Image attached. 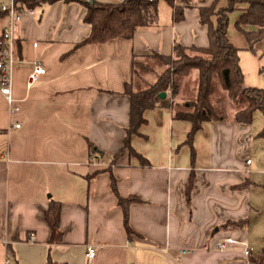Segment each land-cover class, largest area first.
I'll return each mask as SVG.
<instances>
[{"label":"crops","instance_id":"obj_1","mask_svg":"<svg viewBox=\"0 0 264 264\" xmlns=\"http://www.w3.org/2000/svg\"><path fill=\"white\" fill-rule=\"evenodd\" d=\"M213 1L191 0L178 22L161 3L156 27L102 43L79 44L90 31L79 3L36 6L16 25L11 91L19 112L10 116L0 95V264H43L47 257L59 264H264V223L249 228L252 215L264 214L260 113L250 124L204 122L187 144L191 124L157 106L144 112L130 140L146 163L127 151L113 160L128 126L123 83L133 56H168L177 43L205 47L198 8ZM227 2L217 0L216 8ZM244 9L237 4L228 15L227 38L238 49L244 86L264 88V38L250 49L235 27ZM6 24L0 14V35ZM36 60L43 73L26 89ZM110 177L120 197L138 199L128 207L131 236ZM50 200L60 204L58 243L49 242L44 221ZM226 236L246 242L252 258L237 245L217 251ZM88 246L95 249L92 259L85 256Z\"/></svg>","mask_w":264,"mask_h":264},{"label":"trees","instance_id":"obj_2","mask_svg":"<svg viewBox=\"0 0 264 264\" xmlns=\"http://www.w3.org/2000/svg\"><path fill=\"white\" fill-rule=\"evenodd\" d=\"M79 3L84 9L83 22L90 26L88 36L79 44L102 43L116 37L129 38L140 28L158 25V0H123L103 3L96 0H16L25 8L42 4ZM172 9V18L178 22L183 18V9L192 6L191 0H163ZM214 0L210 5L198 8L199 22L207 28V45L183 46L175 44L168 56L152 53L146 57L133 56L130 79L123 83V92L129 99L128 126L124 130L121 147L113 156L118 159L124 152L146 163L131 147L130 140L138 134L144 124V112L157 106L169 108L173 119L191 124L186 136L190 144L194 134L208 121H225L250 124L256 112L263 117V126L256 134L264 137V88L246 87L238 63V49L227 38L228 15L237 4L245 9L235 27L243 33L250 49L264 38V0H228L227 5L216 8ZM212 18H215L213 21ZM256 26L255 31H245L243 26ZM160 69L159 73H155ZM155 75L149 81L147 76ZM165 98H159L160 93ZM233 107L232 116L226 113V105ZM192 186L188 181L185 193ZM110 187L123 213V225L128 236L134 232L128 226V207L137 202L134 196L122 198L116 191L115 181L110 177ZM60 204L50 200L44 212L50 236V243L61 241L59 228ZM233 224V223H228ZM241 225L242 222L235 223ZM12 264H17L14 260ZM43 264H59L47 257Z\"/></svg>","mask_w":264,"mask_h":264},{"label":"built area","instance_id":"obj_3","mask_svg":"<svg viewBox=\"0 0 264 264\" xmlns=\"http://www.w3.org/2000/svg\"><path fill=\"white\" fill-rule=\"evenodd\" d=\"M123 0H120V2ZM151 1V0H150ZM0 14L7 19V24L2 28L0 35V95L4 98L10 116H14L19 112V107L15 104L12 97L11 84L13 66L17 61L16 57V33L15 27L24 16H33V9L25 8L18 4L16 0L0 1ZM35 47L36 43H32ZM43 73V67L40 61H34L27 75L25 87L32 88L38 83ZM13 127L18 128L19 124H14ZM250 163V159L246 160V164ZM230 245H237L241 248L240 253L245 259L252 258V248L244 241L234 239L230 236L222 238L215 246L217 251H226ZM95 255V249L91 246L86 248L85 256L87 259H92ZM5 264H9L8 260Z\"/></svg>","mask_w":264,"mask_h":264},{"label":"rangeland","instance_id":"obj_4","mask_svg":"<svg viewBox=\"0 0 264 264\" xmlns=\"http://www.w3.org/2000/svg\"><path fill=\"white\" fill-rule=\"evenodd\" d=\"M161 3H164V5H166L165 1H163V0H158L157 5L159 6V4H161ZM159 72H160V69H156V70H155V73H156V74L159 73ZM154 77H155V75L147 76V79H148L149 81H151V80L154 79ZM227 104H228V105H226V113H227L228 116L231 117L232 114H233V107L231 106L230 103H227ZM258 176H260V175L257 174V177H258ZM260 178H261V176H260ZM262 222L264 223V214H263V215H257V216L252 215V216L250 217V220H249V228H250L251 230L259 229L260 226H261V223H262Z\"/></svg>","mask_w":264,"mask_h":264},{"label":"water","instance_id":"obj_5","mask_svg":"<svg viewBox=\"0 0 264 264\" xmlns=\"http://www.w3.org/2000/svg\"><path fill=\"white\" fill-rule=\"evenodd\" d=\"M165 96H166V93H164V92L159 94V98H161V99L165 98Z\"/></svg>","mask_w":264,"mask_h":264}]
</instances>
